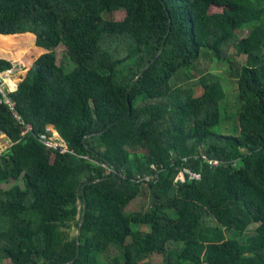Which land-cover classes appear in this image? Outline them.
<instances>
[{"label": "trees", "instance_id": "1", "mask_svg": "<svg viewBox=\"0 0 264 264\" xmlns=\"http://www.w3.org/2000/svg\"><path fill=\"white\" fill-rule=\"evenodd\" d=\"M0 42L27 52L10 95L33 127L0 102V264H264V0H0ZM207 57L237 79V133L216 129L226 90ZM52 125L71 151L39 140Z\"/></svg>", "mask_w": 264, "mask_h": 264}, {"label": "rangeland", "instance_id": "2", "mask_svg": "<svg viewBox=\"0 0 264 264\" xmlns=\"http://www.w3.org/2000/svg\"><path fill=\"white\" fill-rule=\"evenodd\" d=\"M221 10H222L221 8L216 7V6H212L210 9L211 12L221 11ZM113 17L116 18L117 20L123 19L125 17V12L117 11L113 15ZM248 32H249L248 28L238 30V34L240 35V37L246 36L248 34ZM19 40H20V42L26 43L27 46L34 48L37 52H38V50L41 52L44 51L43 49H41L40 47H37L35 45V37L33 36V34H27V35H24V37L22 35L21 39H19ZM0 45H1V42H0ZM0 47L4 48L2 46H0ZM13 50H14L13 48L8 49L6 51H3L0 49V57L8 58V59H12L11 57H13L12 61L14 63H16V64L19 63V64L23 65V61H24L23 56L27 52H25L21 58H16L15 56H13V53H14ZM65 50H66V47L64 45H61L57 49L58 62H61V60L64 56ZM231 53L233 55H236L238 57V59H240L242 62L245 61L246 56L244 54H241L240 52H238L235 47H233L231 49ZM35 56L36 55L34 54L32 56V58ZM205 66L211 72L217 73L221 77L222 82L224 84L223 86L225 87V90H226V98L222 104V107H223L222 115H223L224 121L222 122V124L220 126L216 127V129L219 131H222L223 133H228V134L237 133V131L235 130L236 127L238 126V119L236 117V113L238 110L237 79L229 74V70H228L226 63H224L222 61H217L214 58L211 59L208 57L203 58L201 61L200 70H204ZM73 67H74L73 63H70L68 65L69 69H72ZM24 70L22 69L20 72H17L16 73L17 76L15 75V78H18L20 73H22V74L25 73V75H26L25 67H24ZM193 73H194L195 77L190 81V83L193 85H196L200 72L195 70V71H193ZM3 144H4V142L1 140L0 146H2ZM8 185L9 184H7L6 186H8ZM149 202H150V199L143 198V196H139L135 200H133L126 209H127V211H137L140 209H146V208H148ZM171 214L174 215L173 212H171ZM255 226H256L255 224L251 225V227L248 229V233L253 232ZM101 259L106 260V257L103 256ZM150 261H151V264H161L162 255L155 253L151 257Z\"/></svg>", "mask_w": 264, "mask_h": 264}, {"label": "built area", "instance_id": "3", "mask_svg": "<svg viewBox=\"0 0 264 264\" xmlns=\"http://www.w3.org/2000/svg\"><path fill=\"white\" fill-rule=\"evenodd\" d=\"M23 69V65L19 63H14V65L6 70L0 71V93L1 103H6L11 112L13 113V116L20 125L23 126L22 134H26L28 132H31L33 130V127L31 124L27 123L24 119V117L21 115V113L17 109L16 101L13 99V97L10 95L11 92L15 91L18 88V83L15 80V75H17V72H20ZM47 131L45 133H42L38 136L39 140L43 142L45 145L49 147H53L55 149H60L62 152L71 151L65 142V140L56 132L51 126H48ZM3 141L4 144L0 146V155H2L7 149L13 145V141L8 138L4 133L0 131V141ZM209 163L211 164H218L217 160L208 159ZM152 169L155 171V173L151 175H145V176H138V180L141 181L143 184L149 183L152 179H156L158 177V172L160 171V168L156 164L151 165ZM178 173L176 175V180L184 182L187 179V174L191 178H198L200 177L199 173H196L187 167L183 166L177 167ZM113 170L112 167L107 166V173H110Z\"/></svg>", "mask_w": 264, "mask_h": 264}, {"label": "water", "instance_id": "4", "mask_svg": "<svg viewBox=\"0 0 264 264\" xmlns=\"http://www.w3.org/2000/svg\"><path fill=\"white\" fill-rule=\"evenodd\" d=\"M155 59H152V61H151V63L154 61ZM151 63H149L148 65H146L145 67H144V69L141 71V73L132 81V83H131V86L137 81V79H139L141 76H142V74L147 70V68L150 66V64ZM131 88V87H130ZM113 171H114V175H116V173H117V170L115 169V168H113ZM98 180L97 179H95V180H91L90 182L91 183H94V182H97ZM84 187H85V185L82 187V194H83V196L85 197V192H84ZM85 213H86V199L84 198V201H83V213H82V217H81V220H80V223H79V225H78V228H77V236L79 237V235H80V233H81V230H82V222L84 221V219H85ZM78 253H79V251H78ZM78 255V254H77ZM71 262V261H70Z\"/></svg>", "mask_w": 264, "mask_h": 264}, {"label": "crops", "instance_id": "5", "mask_svg": "<svg viewBox=\"0 0 264 264\" xmlns=\"http://www.w3.org/2000/svg\"><path fill=\"white\" fill-rule=\"evenodd\" d=\"M29 34V33H28ZM33 36L35 37V35L33 34ZM41 48V47H40ZM41 49H43V48H41ZM38 50V49H37ZM44 51H45V49H43ZM39 51V50H38ZM43 51V52H44ZM39 52H41V51H39ZM12 59H13V57H11ZM8 59V58H7ZM12 59H9V60H12ZM17 76V75H16ZM15 80L17 81V83L19 84V82H18V80H17V78H15ZM56 132H58V130H57V128L54 126V125H52L51 126ZM58 134H59V132H58ZM60 135V134H59Z\"/></svg>", "mask_w": 264, "mask_h": 264}]
</instances>
